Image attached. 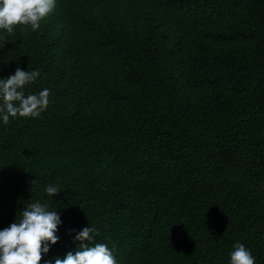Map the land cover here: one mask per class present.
I'll return each mask as SVG.
<instances>
[{
  "label": "trees",
  "instance_id": "1",
  "mask_svg": "<svg viewBox=\"0 0 264 264\" xmlns=\"http://www.w3.org/2000/svg\"><path fill=\"white\" fill-rule=\"evenodd\" d=\"M0 38V79L51 92L0 119V230L39 200L62 221L41 264L90 226L117 264H229L238 242L264 264V0H56Z\"/></svg>",
  "mask_w": 264,
  "mask_h": 264
},
{
  "label": "clouds",
  "instance_id": "2",
  "mask_svg": "<svg viewBox=\"0 0 264 264\" xmlns=\"http://www.w3.org/2000/svg\"><path fill=\"white\" fill-rule=\"evenodd\" d=\"M55 8L56 0H0V31L9 35L14 34L17 27L21 31L29 28L37 31ZM6 41L7 38H0V48ZM39 76L38 70L24 71L17 67L14 74L0 79V119L5 125L10 118H37L47 110L50 89L44 88L38 94L25 93V88ZM31 184L38 186L36 179ZM61 190L58 184H49L44 189L49 198ZM61 223L56 209L50 210L48 204L39 200L28 204L19 220L0 230V264H41L43 255L59 240L56 233ZM99 235L95 226L83 228L74 238L79 242L77 250L69 251L63 259L55 258V264H117L113 251L106 244L95 242ZM233 249L229 264H256L255 257L242 243H236Z\"/></svg>",
  "mask_w": 264,
  "mask_h": 264
}]
</instances>
